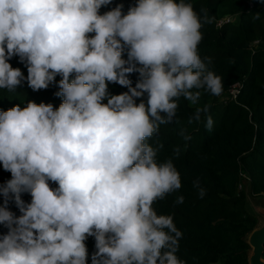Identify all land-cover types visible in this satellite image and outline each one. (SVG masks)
<instances>
[{
	"label": "clouds",
	"instance_id": "1",
	"mask_svg": "<svg viewBox=\"0 0 264 264\" xmlns=\"http://www.w3.org/2000/svg\"><path fill=\"white\" fill-rule=\"evenodd\" d=\"M111 4L0 0V89L57 84L63 98L58 108L28 101L0 111V165L11 174L0 185L8 230L0 264H88L89 237L91 264H187L177 255L183 232L154 207L181 189V176L149 141L175 121L181 98L195 106L205 93L223 94L212 58L198 50L214 17L191 0H137L126 14L123 5L100 13ZM109 83L128 90L112 95ZM209 109L196 107L189 122L203 117L211 131ZM193 187L203 198L199 181Z\"/></svg>",
	"mask_w": 264,
	"mask_h": 264
},
{
	"label": "trees",
	"instance_id": "2",
	"mask_svg": "<svg viewBox=\"0 0 264 264\" xmlns=\"http://www.w3.org/2000/svg\"><path fill=\"white\" fill-rule=\"evenodd\" d=\"M136 2L112 0L111 5L101 7L100 13L123 5L126 14ZM191 3L198 13L203 8L214 17L212 24L202 28L203 40L198 50L202 57L212 58L210 69L222 78L224 91L219 97L205 93L195 106L181 98L175 121L161 125L158 135L149 141L153 147L162 145L158 160L171 159L182 181L180 190L154 207L158 214L172 215L183 232L177 255L187 264H249L248 238L258 228L259 220L248 210L247 196L239 185L247 180L251 195L264 194V0H251L252 6L249 0H191ZM226 18L233 21L218 27L217 23ZM9 63L27 76V68L19 57H13ZM59 79L57 76L56 81ZM129 79L135 86L139 74L132 73ZM235 86L239 87L236 99L230 94ZM127 90L119 84L108 85L112 95ZM58 91L57 84L33 91L26 81L15 92L0 89V111L17 104L23 107L28 101L50 103L58 108L63 99L55 95ZM205 104L210 105L208 114L214 122L211 131L206 129L203 117L201 121L189 122L195 108ZM182 131L191 139L185 140ZM9 179L11 174L0 165V185ZM194 181L205 189L203 198L193 187ZM180 195L184 196V202L177 204ZM22 199L29 203L31 196L23 193ZM8 207L20 215L14 202L10 201ZM7 231L0 225V235ZM85 243L91 264V255L96 251L95 238L89 237Z\"/></svg>",
	"mask_w": 264,
	"mask_h": 264
},
{
	"label": "water",
	"instance_id": "3",
	"mask_svg": "<svg viewBox=\"0 0 264 264\" xmlns=\"http://www.w3.org/2000/svg\"><path fill=\"white\" fill-rule=\"evenodd\" d=\"M261 215L264 217V213ZM248 243L251 248L249 264H264V223L249 235Z\"/></svg>",
	"mask_w": 264,
	"mask_h": 264
},
{
	"label": "rangeland",
	"instance_id": "4",
	"mask_svg": "<svg viewBox=\"0 0 264 264\" xmlns=\"http://www.w3.org/2000/svg\"><path fill=\"white\" fill-rule=\"evenodd\" d=\"M249 3L251 4V0H249ZM241 191H244L247 196L248 210L257 216L259 220L258 227H261L264 223V217L261 215L264 213V194L262 196L257 197L251 195L249 192V181L247 180L242 183Z\"/></svg>",
	"mask_w": 264,
	"mask_h": 264
},
{
	"label": "built area",
	"instance_id": "5",
	"mask_svg": "<svg viewBox=\"0 0 264 264\" xmlns=\"http://www.w3.org/2000/svg\"><path fill=\"white\" fill-rule=\"evenodd\" d=\"M250 6H252V3L250 4ZM233 21L232 18H226L225 20H222L220 22L217 23L218 27H221L224 23H229ZM230 94L233 96L234 99H236L237 95L239 94V87L235 86L231 91ZM242 189V184L239 185V190Z\"/></svg>",
	"mask_w": 264,
	"mask_h": 264
}]
</instances>
